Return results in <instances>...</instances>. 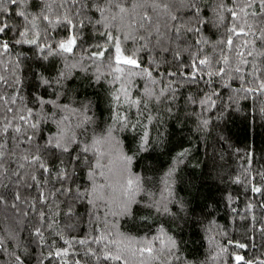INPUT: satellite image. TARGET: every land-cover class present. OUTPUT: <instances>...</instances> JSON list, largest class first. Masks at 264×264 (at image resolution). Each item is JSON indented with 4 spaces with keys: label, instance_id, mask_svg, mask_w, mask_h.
Masks as SVG:
<instances>
[{
    "label": "snow or ice",
    "instance_id": "snow-or-ice-1",
    "mask_svg": "<svg viewBox=\"0 0 264 264\" xmlns=\"http://www.w3.org/2000/svg\"><path fill=\"white\" fill-rule=\"evenodd\" d=\"M32 2L0 0V188L8 187L4 183L5 178L16 177L14 184L17 189L34 188L38 191L35 199L24 201L33 213L36 223L32 235L38 238V243L44 240L43 228L50 229L56 223L49 211L50 203L57 195L74 193V199L83 200L93 208L97 201L110 199L114 208L109 209L108 215L112 217L136 214L134 206L141 205L136 197L144 191L143 185L150 183L149 178L131 172L133 156H123L122 167L118 171L109 167L106 175L101 171L105 167L100 162L103 153L98 154L96 149L103 143L104 133L111 136L116 125L137 127L141 123L139 117L145 115L148 105L159 102L165 92L174 90V81L169 80L157 93L155 86L163 83L165 77L179 75L193 84L203 82L206 86L214 82L220 85L225 79L238 80L241 82L239 91L245 93V98L264 96V0H36V15L29 19L23 10L16 13L24 18L25 23L15 29V35H8L13 32V26L7 22L6 6H27ZM177 4L187 8L186 15L192 17L188 24L175 14L173 9ZM209 10L211 16L206 18ZM193 22L195 26H191ZM205 24H212L218 30L222 28L221 38L214 44L203 38L189 44L186 34L199 35ZM85 29L88 30V41L84 40ZM60 31L67 33L62 39L57 38ZM181 43L188 46L181 48ZM205 44L211 45L208 50H205ZM23 45L29 46L32 57L16 54V47ZM182 51L188 52L189 60L181 58ZM77 53H83L81 63L87 60L95 66L94 84L107 82L111 85L108 103L113 125L102 129L99 136L96 129L101 125H97L89 115L90 102H80L78 107H71L61 99L65 93L57 91L63 88L67 79L66 67L62 66L55 75L49 72L47 77L34 73L31 64H28L27 72L22 67L29 59H33L37 67H43L40 61L49 57L60 56L67 60ZM165 53H175L173 59L184 70L159 72V66L167 63L163 58ZM28 73L33 74L26 82L21 74L27 76ZM137 79L145 81V84H137ZM26 86L32 89L27 94ZM222 86L228 88L229 84ZM41 87L44 88L43 93L39 91ZM49 89L52 90L51 95H48ZM133 91H136V96H133ZM204 95L201 103L214 105L212 97L219 96V93L213 89ZM133 108L138 110L135 123L127 115ZM260 111L264 112V107ZM70 118H75L76 123L69 133L63 128L68 127ZM49 121L63 126L59 136L46 138L41 135V124ZM75 129H79V135ZM147 143L145 133L138 150H143ZM90 153L95 163L90 159ZM83 167L87 168L89 178V186L85 188L76 182L77 168ZM172 173L170 169L162 180L160 200L145 207H155L156 211L162 208L167 213V201L171 196L168 178ZM98 178H105L106 182L98 184ZM49 184H52L51 188L47 187ZM251 190L255 193L264 191L260 187ZM20 200L17 190L13 194L12 207L17 208ZM4 203V194L0 193V204ZM37 204L41 207L37 208ZM67 214H71V209ZM23 215L27 216L28 212ZM116 227V223L110 224L106 217L103 228L94 229L97 235L64 240L67 245L64 248L52 250L49 246L45 259L52 261L67 257L74 244H97L101 246L98 250L88 247L86 254L95 257L101 264H126L121 248L125 240L128 246L140 245L133 249V255H147L155 259L154 241L163 244L162 236L166 235L161 229L160 236L137 240L118 232L114 235ZM167 242L169 251L175 249V240L167 237ZM3 247L0 240V249ZM236 247L244 248L245 245L237 244ZM234 259L236 264H252L240 255ZM15 260L17 264H23L20 256H16ZM74 264H80V261L75 260Z\"/></svg>",
    "mask_w": 264,
    "mask_h": 264
},
{
    "label": "trees",
    "instance_id": "trees-1",
    "mask_svg": "<svg viewBox=\"0 0 264 264\" xmlns=\"http://www.w3.org/2000/svg\"><path fill=\"white\" fill-rule=\"evenodd\" d=\"M35 2L33 0L27 6H6L7 22L13 26V32L8 35H15V29L25 23L24 18L16 13L23 10L29 19L36 15ZM173 10L184 18L185 24L192 20L191 16L186 15L187 8L177 4ZM205 16H211L210 10ZM191 26H195V23ZM222 33V28L218 30L212 24H205L199 35L187 33L185 39L189 44L202 38L214 44ZM66 35L60 31L57 38L62 39ZM83 35L84 40L88 41L87 29ZM187 46L183 43L180 45L181 48ZM210 46L205 44V50ZM28 49V45L17 46L15 52L32 57L33 53ZM82 55L77 53L67 60L52 56L46 61H40L43 67H37L36 62L29 59L22 67L27 72V66L31 64L34 73L46 77L49 72L55 75L62 66L66 67L67 79L63 82V88L57 91L65 93L61 99L71 107H78L80 102H90L89 115L97 125H101V128L96 129L99 136L102 129L113 125L108 103V89L111 85L107 82L101 85L92 82L96 68L87 60L81 63ZM174 55L164 54L167 63L159 66V72L184 70L178 67ZM180 56L183 60L190 59L188 52L182 51ZM157 59L161 57L157 56ZM32 74L21 75L27 82ZM169 80L174 81V90L165 92L159 102L148 105V111L139 117L140 125L135 128L114 126L111 136L104 133L105 139L96 149L98 154L103 153L100 162L105 167L101 171L106 175L109 167L113 171L122 167L123 156H133L131 172L149 178L150 183H145L144 191L136 197L141 201L140 206H134L136 214L112 217L108 215L109 209L114 208L110 199L97 201L93 208L83 200L74 199V193L57 195L54 202L50 203L49 211L56 223L50 229L43 228L44 240L38 243V238L32 235L36 223L33 213L24 203L25 200L35 199L38 191L34 188L17 189L14 184L16 177L5 178L4 183L8 187L0 188L6 201L0 204V240L4 245L0 249V264H17L16 256H20L23 264H65V261L74 264L75 260H79L80 264H101L95 257L86 254L88 247L98 250L101 246L97 244H74L69 249V255L60 260L49 261L45 257L50 250L49 246L52 250L64 248L67 247L64 240L86 239L97 235L94 229H102L106 217L110 224L117 225L113 230L114 235L118 232L124 237L140 240L160 236L161 229L166 234L162 236L163 244L154 241L155 259L147 255H133V249L140 245L128 246L125 240L121 248L124 250L126 264H236L234 257L237 255L252 264L264 262V191L255 193L251 190L253 187L264 190V112L260 111L264 107V96L245 98V93L239 91L241 82L238 80L225 79L220 85L214 82L206 86L203 82L193 84L179 75L174 78L165 77L163 83L155 86L157 93ZM136 83L143 86L145 81L137 79ZM223 84H229V87L225 88ZM213 89L219 93V96L212 97L215 104L201 103L205 99L204 94ZM31 90L26 86L25 94ZM39 91L43 93L44 88L41 87ZM51 91L48 90V95H51ZM136 95V91H133V96ZM127 115L135 123L138 110L133 108ZM75 123V118H70L68 127L63 130L70 133ZM62 127L51 121L42 123L41 135L46 138L59 136ZM92 127L95 128V125ZM75 131L79 135V129ZM91 133L92 128L89 129V135ZM145 133L148 143L143 150H138ZM89 157L93 163L96 162L91 153ZM49 166L52 167L51 162ZM170 169L173 173L168 178L171 196L167 201V213L162 208L156 211L155 207H145L160 200L162 180ZM86 172V167L77 168L76 182L81 188L89 186ZM105 182V178L97 179L98 184ZM47 187L51 188L52 184ZM17 190L21 200L17 208H13V194ZM40 207L37 204V208ZM69 209L70 215L67 214ZM24 212H28V215L24 216ZM167 237L176 241V247L171 251ZM237 244L245 247H236Z\"/></svg>",
    "mask_w": 264,
    "mask_h": 264
}]
</instances>
